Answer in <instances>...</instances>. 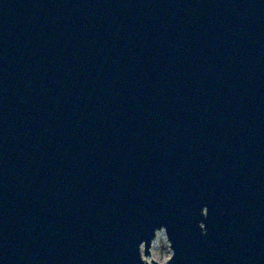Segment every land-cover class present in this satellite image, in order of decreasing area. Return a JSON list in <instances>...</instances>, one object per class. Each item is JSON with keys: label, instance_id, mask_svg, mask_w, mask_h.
Instances as JSON below:
<instances>
[{"label": "water", "instance_id": "obj_1", "mask_svg": "<svg viewBox=\"0 0 264 264\" xmlns=\"http://www.w3.org/2000/svg\"><path fill=\"white\" fill-rule=\"evenodd\" d=\"M161 225L172 264H264V0H0V264Z\"/></svg>", "mask_w": 264, "mask_h": 264}, {"label": "clouds", "instance_id": "obj_2", "mask_svg": "<svg viewBox=\"0 0 264 264\" xmlns=\"http://www.w3.org/2000/svg\"><path fill=\"white\" fill-rule=\"evenodd\" d=\"M201 220L197 222V228L202 237L208 235L207 226L204 223L208 218V208L204 206L200 210ZM224 212H220L223 216ZM136 257L138 264H172L175 258V251L169 238L166 225L152 229L151 238L141 239L136 245Z\"/></svg>", "mask_w": 264, "mask_h": 264}]
</instances>
